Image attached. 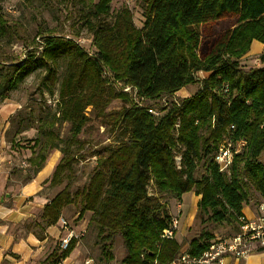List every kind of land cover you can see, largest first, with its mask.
<instances>
[{"label": "trees", "instance_id": "1", "mask_svg": "<svg viewBox=\"0 0 264 264\" xmlns=\"http://www.w3.org/2000/svg\"><path fill=\"white\" fill-rule=\"evenodd\" d=\"M140 2L141 27L135 26L128 8H120L107 21L111 0L90 2L83 26L91 34L94 52L84 49L76 37L44 35L38 51L29 49L24 59L0 77V100L37 70L43 72L50 94L59 82L56 110L38 116V138L27 159L35 175L50 151L62 154L50 187L61 184L64 170L74 159L70 146L90 120L87 109L103 126L120 134V140L93 151L96 163L82 189L71 193L65 186L44 203L38 232L32 233L37 239H42L45 228L57 225L63 208L79 202L77 219L91 214L106 262L113 259L111 241L118 235L124 249L120 264H170L180 255L183 243L160 237L172 219L161 202L163 195L180 202L183 194L192 192L199 197L198 215L206 216L209 224L230 226L231 234L238 232L249 188L264 203V164L260 161L264 150V0ZM226 20L234 21L231 27L219 32L211 29ZM252 41L263 45L260 66L244 69L241 59ZM60 61L65 69L59 79ZM196 83L190 96L174 97ZM125 87H131V92L124 91ZM113 100L123 105L107 110ZM147 102L161 104L155 107ZM62 123L69 124L70 136L59 147L62 140L55 125ZM34 124L31 118L20 117L16 133ZM227 144L237 151L228 169L220 171L214 157ZM198 166L205 170L200 177L195 174ZM214 236L202 229L188 242L186 253L201 255ZM74 246L73 240L60 254L55 247L47 259L55 264Z\"/></svg>", "mask_w": 264, "mask_h": 264}, {"label": "rangeland", "instance_id": "2", "mask_svg": "<svg viewBox=\"0 0 264 264\" xmlns=\"http://www.w3.org/2000/svg\"><path fill=\"white\" fill-rule=\"evenodd\" d=\"M97 1L0 0V77L8 72L10 65L24 59L29 49L35 47V49L38 48V51L40 49L38 43L46 34L76 37L84 49L89 53H93L94 47L91 45V34L83 26V17L86 15L89 5H91L90 2L95 3ZM123 7L131 11L135 26L141 27L144 18L140 0H111L107 21H111L114 13ZM233 23L234 21L232 20L220 21L216 25L211 26V29L214 32H219L231 27ZM243 57L241 59L242 68L248 69L260 66L257 60L258 57H248L246 59ZM64 69V62L60 61L57 70L59 79L62 77ZM198 75L203 76L202 73ZM58 83L52 88L53 93L50 94L45 87L43 72L37 70L27 76L16 90L11 91L6 98L0 100V156L2 154V158L0 157V169L3 170V174L6 176L5 188L1 191V203L9 202V197H5V193L14 194L20 186L31 182L38 174H32V170L27 164V159L31 155V148L35 139L38 138V130L36 129L38 116L44 113L51 114L56 110ZM119 86L117 85L116 88ZM197 87V83L188 85L184 87L185 90L180 95L188 97L196 91ZM174 97L177 96L174 95ZM145 104L154 105V103L149 104V102ZM160 104L161 102L158 105ZM121 105L123 104L119 100H113L107 110H117ZM158 105L155 104L154 106ZM86 113L90 120L76 136L77 142L70 146L71 155H73L74 159L69 167L64 170L61 184L55 187L49 186L48 183L54 171L53 169L52 173L41 181V190L36 194L40 198L39 203H43L40 204L41 208L39 211L28 221L15 222L8 225L10 233L15 236V240L30 232H38L37 221L40 222L39 217L44 202L51 199L65 186L72 193L86 185L96 163V156H93V151L103 145L120 140V134L112 132L108 127L103 126L101 120L90 113V109H87ZM20 117L31 118L36 124H34L33 128L17 134V122ZM55 131L62 140L58 144L59 147H64L67 142H65L66 138L70 136L69 124H56ZM35 151H37V148H35ZM56 152L58 153L56 166L62 154L58 150H52L47 154L41 170L47 166L48 161L51 160L52 155ZM260 161L264 164V150L260 156ZM195 174L197 177L204 175V168L198 166ZM148 192L151 195L154 194L151 185L148 187ZM190 196V194L184 195V202L181 207L179 205L181 201L177 202L171 195L166 194L161 198V202L166 203L171 217L178 218L175 239L180 240L183 243L182 246L188 245V242L192 238L197 237L202 229L205 228L215 236L231 234L230 226L209 224L206 221V216L200 217L194 199H190ZM31 199L32 197L27 200ZM259 201L257 193L252 188H249L248 203L257 205ZM78 209L79 202L75 205L67 206L61 211V215L67 221L69 227L76 231L82 227L85 228L84 237L78 241L80 247L79 245L76 246L77 244L75 243L73 250L67 256L69 260L73 263H78L83 258H92L97 264H120V260L124 255L120 237L118 235L113 237L110 247L113 259L106 262L101 255V243L96 237V229L91 220V214L86 213L81 219H77ZM2 222L0 220V224ZM56 226L54 225V227ZM48 228H45L44 232L40 233L42 239L47 238V250L40 257V259H44L40 260L38 264H52V258L47 259V257L55 247H58L56 238L53 237L55 230L53 228L48 230ZM61 235L62 233L60 232L58 237L56 236L57 239ZM34 236L36 237V235Z\"/></svg>", "mask_w": 264, "mask_h": 264}, {"label": "crops", "instance_id": "3", "mask_svg": "<svg viewBox=\"0 0 264 264\" xmlns=\"http://www.w3.org/2000/svg\"><path fill=\"white\" fill-rule=\"evenodd\" d=\"M262 52L263 45L257 41H252L249 52L243 58L259 57ZM184 90L183 87L177 91L175 95L184 98L185 96L180 95ZM0 157L2 158V154ZM57 159L58 153L56 152L52 155L51 160L48 161L47 166L39 171L37 176L31 182L20 186L14 194H11L10 192L4 194L5 197H9V202H0V220L3 221L0 224V264H38L40 260L44 259H40V257L47 250V238L41 240L37 239L30 232L22 236L20 239L15 240V236L10 233L8 225L15 222L28 221L34 217L37 211H39L41 208L40 204L43 203H39L40 198L36 194L41 190V181L52 173ZM5 182L6 176L3 174V170L0 169V199L2 194L1 191L5 188ZM186 194L191 195L190 199H194L196 205L199 197L195 196L192 192ZM184 195L185 194L181 196L180 207L184 202ZM30 197H32V199L27 200ZM257 205H251L250 203L243 205V215L248 219H251L255 214V208ZM56 227H49L48 230H51L52 228L55 230V235H53V237L56 238L55 240L58 242L59 238L57 239V237L60 233V229ZM78 245L79 243L76 246ZM187 248V244L183 246V250H187ZM244 262L247 264H264V252L253 251L244 258Z\"/></svg>", "mask_w": 264, "mask_h": 264}, {"label": "built area", "instance_id": "4", "mask_svg": "<svg viewBox=\"0 0 264 264\" xmlns=\"http://www.w3.org/2000/svg\"><path fill=\"white\" fill-rule=\"evenodd\" d=\"M124 91L131 92V87H125ZM242 143H238L241 146ZM233 150L230 144L221 145L215 154L214 160L219 166L220 171H226L231 164ZM240 223L238 232L227 236H215L211 240L208 248L199 256H189L186 250H182L180 255L170 264H247L244 258L253 251H259L264 247V203H259L255 208V214L251 219L244 215L239 216ZM58 228L62 233L58 239V253L65 251L71 241L78 244L85 235V228L75 230L68 226L67 221L60 217ZM178 218L172 217L168 228L161 232V239L170 240L175 238L177 231ZM243 260V261H242ZM69 261V262H68ZM55 264H97L92 258H83L78 263H73L68 257L59 259Z\"/></svg>", "mask_w": 264, "mask_h": 264}, {"label": "water", "instance_id": "5", "mask_svg": "<svg viewBox=\"0 0 264 264\" xmlns=\"http://www.w3.org/2000/svg\"><path fill=\"white\" fill-rule=\"evenodd\" d=\"M6 196H8V195H6ZM2 200V199H1Z\"/></svg>", "mask_w": 264, "mask_h": 264}]
</instances>
